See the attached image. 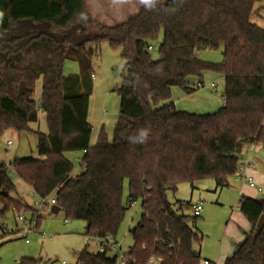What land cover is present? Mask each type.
<instances>
[{
    "label": "trees",
    "instance_id": "obj_1",
    "mask_svg": "<svg viewBox=\"0 0 264 264\" xmlns=\"http://www.w3.org/2000/svg\"><path fill=\"white\" fill-rule=\"evenodd\" d=\"M263 4L154 0L107 27L91 18L85 0H0V138L10 130L37 136V158L0 162V221L14 212L36 213L13 199L14 177L36 198L53 197L64 219L84 222V236L97 242L114 241L126 211L139 201L140 220L129 231L132 244L124 264H147L151 258L200 264L192 249L198 235L168 203L167 193L206 179L227 187L241 150L252 144L264 149V29L252 21L260 18ZM160 35L158 59L152 60L149 51ZM103 42L121 51L125 73L117 89L113 139L108 142L101 133L90 147V56ZM219 48L220 64L198 59L199 52ZM67 63H75L78 74L66 75ZM205 73L223 78V106L206 115L176 111L171 90L192 95ZM194 79L198 86L190 82ZM39 112L45 114L47 134L28 127ZM141 132L147 133L142 142ZM69 152L82 153L77 175L65 158ZM183 206L178 202L177 210ZM238 211L251 232L224 264H264V227L254 237L264 199L241 197ZM77 264L117 262L84 249Z\"/></svg>",
    "mask_w": 264,
    "mask_h": 264
},
{
    "label": "rangeland",
    "instance_id": "obj_2",
    "mask_svg": "<svg viewBox=\"0 0 264 264\" xmlns=\"http://www.w3.org/2000/svg\"><path fill=\"white\" fill-rule=\"evenodd\" d=\"M260 12V18L253 17L252 21L261 28H264V4ZM131 17V16H130ZM121 14L108 13L106 17L98 21L107 27L118 25L121 21ZM162 41L160 35L156 42L152 43V50L149 55L152 60L158 59V48ZM88 50L93 51L94 46ZM222 49L214 51H202L198 53V59L210 63L220 64L222 61ZM92 95L89 101V121L91 126L90 147L94 146L101 133L106 140L113 139L114 127L118 120L119 98L117 89L120 87L125 73V62L121 58V51L113 49L108 43L99 45L97 54H91ZM65 74H78V67L75 63L65 65ZM193 81H197L194 79ZM202 83L205 86L213 85L212 89L202 88L192 95H185L178 89H172L183 95L187 100L179 103L174 109L191 113H215L223 105L222 95L224 81L220 75L205 73L202 76ZM41 91V81H37L35 92L38 95ZM176 99L171 91L172 102ZM29 129L41 134H47L45 119L38 118L37 122L28 125ZM7 142L11 146H7ZM37 158V136L33 133H18L7 131L0 138V162L8 165L15 159ZM65 158L73 165V173L77 175L82 167L80 165L82 153L69 152ZM248 159L254 165L255 172L264 178V149L255 145L250 152L244 150L241 159ZM261 185V184H260ZM13 198L20 203L34 209V202L37 198L29 186L20 179L13 178ZM262 186L264 184L262 183ZM231 177L228 179V186L217 188L212 179L199 181L191 187L188 184H180L174 193H167V201L174 211L188 218L187 225L198 235V241L193 242L192 249L200 256V264L208 260L213 264H224L227 257L231 256L237 247L244 241L247 230L250 227L247 220L239 213V189ZM127 187L123 188V204L126 203ZM256 200L264 199L263 194L254 193ZM178 202L184 203L182 210H177ZM202 204L201 215L194 219L190 206L193 203ZM51 209L35 210L33 218L36 221L40 217L37 228L26 232L30 214H25L26 223L20 224L16 215L8 214L5 220L0 221V226H5L7 233L0 229V264H20L24 259L33 260L36 264H77L79 254L86 249L88 253L100 252L96 240L84 236L85 224L82 221H66L63 213L51 214ZM140 202L132 204L124 215V219L116 235L115 241L120 250L109 249L106 252L108 258L122 255L131 247L132 240L129 234L140 220Z\"/></svg>",
    "mask_w": 264,
    "mask_h": 264
},
{
    "label": "crops",
    "instance_id": "obj_3",
    "mask_svg": "<svg viewBox=\"0 0 264 264\" xmlns=\"http://www.w3.org/2000/svg\"><path fill=\"white\" fill-rule=\"evenodd\" d=\"M144 3H145L144 0H85L87 11L90 14L92 19H94L95 21L99 22L100 21L99 19L100 18L102 19L103 17H106L108 13H112V14H116V15L119 13L122 16L121 21L119 22V24L124 22L130 16L135 15L138 12V10L140 9V7ZM100 24H102V23H100ZM102 25H104V24H102ZM104 26H106V25H104ZM38 81H41V79L38 80ZM190 82L193 83V84H196V81L191 80ZM195 86H198V84H196ZM202 88L212 89L213 85L211 84L210 86H205L203 84V86L200 89H202ZM171 91H173V93L175 94V97H176V99H174L173 102L171 100L174 108L177 107V105L179 103H183L184 101L187 100L183 95L179 94L178 92H175L174 90H171ZM40 95H41V91H40V93L38 95H36V92L34 90V100L38 101L39 98H40ZM183 110L184 109H180L178 112H185ZM89 113L90 112H89V109H88V121H89ZM185 113L195 114V115H206V114H209V113L198 114V113H191V112H187V111ZM39 117H41L42 119H45V114L39 112L38 113V118ZM254 146H255V144L245 146L241 150V152L238 154V158H239V163L248 164L249 165L248 168H246V170H245V174H246V176L250 177L253 180L255 187L254 188H250L245 183H239V182H236V184L239 187L238 188L239 189V195L241 197H247V198L256 200L254 198V193L258 194L257 191H256V188H260L262 190V192L259 193V194H263V192H264V186H262V183L264 184V178H263L262 175H259V173L255 172L254 165L249 163V160L247 158L246 159H241L242 158V152H244V150H246V149L251 152ZM73 175H74V173H73ZM13 199L18 201L15 198H13ZM49 208L51 209L50 211H51V214H53V215H56V214L60 213V211L59 212H55L53 210L54 209L53 207H48V208H45L44 210L49 209ZM0 227H1L0 229L2 230L3 233H7V229L5 228V226H0ZM246 230L248 232L247 233V235H248L251 232V226L250 227L246 226ZM114 242H116V241L114 240ZM204 262H208L209 264H213L212 262H210L208 260H203L202 263H204Z\"/></svg>",
    "mask_w": 264,
    "mask_h": 264
},
{
    "label": "built area",
    "instance_id": "obj_4",
    "mask_svg": "<svg viewBox=\"0 0 264 264\" xmlns=\"http://www.w3.org/2000/svg\"><path fill=\"white\" fill-rule=\"evenodd\" d=\"M7 146H11V143L7 142ZM248 166H249L248 164L239 163L237 166V170L232 177L234 178L235 182L245 183L250 188H254L255 185H254L253 180L250 177L246 176V174H245V170H246V168H248ZM256 191L258 194L262 192V190L260 188H256ZM33 206H34L35 210L40 211V210H44L45 208H48V207L54 208L56 206V203H55V200L53 197L37 198V201L34 202ZM190 209H191L192 216L194 218H197L201 215L202 204L200 202L193 203V204H191ZM13 214L16 215V219H17L18 223L25 224L27 222L24 213L14 212ZM37 219H38V217H37ZM37 219L35 221L33 216H31V219L29 220V223H28V227L25 228L26 232H31V229L33 227L35 229L37 228V225H38ZM97 243L100 247L99 253H102V254H106V252L109 249L116 250V251L120 250L118 244L110 238L103 239L101 241H98ZM115 257H116L117 264H124L125 262L128 261V259L126 257V253H124L122 255L118 254ZM160 263H161L160 260L155 259V258H151V259H149L147 264H160ZM203 264H209V263L204 262Z\"/></svg>",
    "mask_w": 264,
    "mask_h": 264
},
{
    "label": "water",
    "instance_id": "obj_5",
    "mask_svg": "<svg viewBox=\"0 0 264 264\" xmlns=\"http://www.w3.org/2000/svg\"><path fill=\"white\" fill-rule=\"evenodd\" d=\"M55 212H59V208H54L53 209ZM264 227V216L260 217V219L258 220L257 224H256V228H255V233H254V237L258 236L260 234V232L262 231Z\"/></svg>",
    "mask_w": 264,
    "mask_h": 264
},
{
    "label": "clouds",
    "instance_id": "obj_6",
    "mask_svg": "<svg viewBox=\"0 0 264 264\" xmlns=\"http://www.w3.org/2000/svg\"><path fill=\"white\" fill-rule=\"evenodd\" d=\"M144 2L148 5H151L154 0H144ZM147 138V133L146 132H141V142Z\"/></svg>",
    "mask_w": 264,
    "mask_h": 264
}]
</instances>
